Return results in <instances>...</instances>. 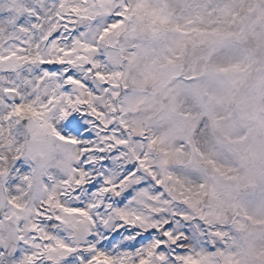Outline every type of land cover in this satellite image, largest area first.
<instances>
[{
	"label": "snow or ice",
	"instance_id": "obj_1",
	"mask_svg": "<svg viewBox=\"0 0 264 264\" xmlns=\"http://www.w3.org/2000/svg\"><path fill=\"white\" fill-rule=\"evenodd\" d=\"M0 264H264V0H0Z\"/></svg>",
	"mask_w": 264,
	"mask_h": 264
}]
</instances>
